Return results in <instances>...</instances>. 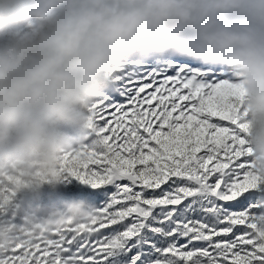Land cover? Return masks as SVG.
<instances>
[{
    "label": "snow or ice",
    "instance_id": "snow-or-ice-1",
    "mask_svg": "<svg viewBox=\"0 0 264 264\" xmlns=\"http://www.w3.org/2000/svg\"><path fill=\"white\" fill-rule=\"evenodd\" d=\"M243 102L223 64L127 54L90 105L88 139L39 194L94 218L0 245V264H264V175Z\"/></svg>",
    "mask_w": 264,
    "mask_h": 264
},
{
    "label": "clouds",
    "instance_id": "clouds-1",
    "mask_svg": "<svg viewBox=\"0 0 264 264\" xmlns=\"http://www.w3.org/2000/svg\"><path fill=\"white\" fill-rule=\"evenodd\" d=\"M169 50L243 85L246 147L264 175V0H0V153L28 178L52 172L88 139L110 70Z\"/></svg>",
    "mask_w": 264,
    "mask_h": 264
},
{
    "label": "rangeland",
    "instance_id": "rangeland-1",
    "mask_svg": "<svg viewBox=\"0 0 264 264\" xmlns=\"http://www.w3.org/2000/svg\"><path fill=\"white\" fill-rule=\"evenodd\" d=\"M80 147L64 152L52 172L32 178L0 153V245L34 242L69 223L81 224L94 218L95 210L84 202L76 200L54 207L39 198L46 187H54L62 180L67 158Z\"/></svg>",
    "mask_w": 264,
    "mask_h": 264
}]
</instances>
